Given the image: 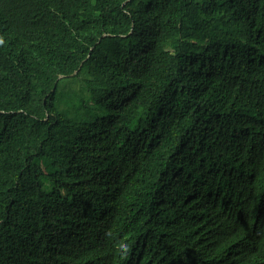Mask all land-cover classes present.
Here are the masks:
<instances>
[{
    "label": "trees",
    "instance_id": "trees-1",
    "mask_svg": "<svg viewBox=\"0 0 264 264\" xmlns=\"http://www.w3.org/2000/svg\"><path fill=\"white\" fill-rule=\"evenodd\" d=\"M0 264H264V0H0Z\"/></svg>",
    "mask_w": 264,
    "mask_h": 264
},
{
    "label": "rangeland",
    "instance_id": "rangeland-1",
    "mask_svg": "<svg viewBox=\"0 0 264 264\" xmlns=\"http://www.w3.org/2000/svg\"><path fill=\"white\" fill-rule=\"evenodd\" d=\"M42 163H44V162H42Z\"/></svg>",
    "mask_w": 264,
    "mask_h": 264
}]
</instances>
